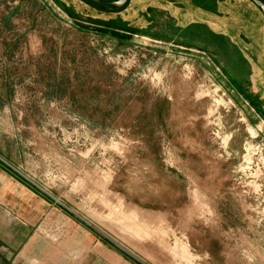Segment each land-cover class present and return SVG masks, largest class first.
<instances>
[{
	"label": "rangeland",
	"instance_id": "1",
	"mask_svg": "<svg viewBox=\"0 0 264 264\" xmlns=\"http://www.w3.org/2000/svg\"><path fill=\"white\" fill-rule=\"evenodd\" d=\"M159 1L0 0L12 264H264V15Z\"/></svg>",
	"mask_w": 264,
	"mask_h": 264
},
{
	"label": "crops",
	"instance_id": "2",
	"mask_svg": "<svg viewBox=\"0 0 264 264\" xmlns=\"http://www.w3.org/2000/svg\"><path fill=\"white\" fill-rule=\"evenodd\" d=\"M132 1L129 6H131ZM201 1L204 0H168V2L160 0L158 4L160 6L171 5V7L173 6L177 9L176 15L172 16V18H176L175 20L179 21L178 24L184 26L185 30H188L194 24L205 28L208 26V19L214 20L217 16L216 10L209 9L205 5L204 7L201 5L204 9L196 6ZM153 5L156 6V3H153ZM11 211V205L5 208L0 207V264H12L17 249L20 246L24 248L30 241V229L26 224L21 225L14 221Z\"/></svg>",
	"mask_w": 264,
	"mask_h": 264
},
{
	"label": "water",
	"instance_id": "3",
	"mask_svg": "<svg viewBox=\"0 0 264 264\" xmlns=\"http://www.w3.org/2000/svg\"><path fill=\"white\" fill-rule=\"evenodd\" d=\"M101 13L116 14L124 11L131 0H78ZM260 8L264 15V0H250Z\"/></svg>",
	"mask_w": 264,
	"mask_h": 264
},
{
	"label": "trees",
	"instance_id": "4",
	"mask_svg": "<svg viewBox=\"0 0 264 264\" xmlns=\"http://www.w3.org/2000/svg\"><path fill=\"white\" fill-rule=\"evenodd\" d=\"M259 8V7H258ZM260 9V8H259Z\"/></svg>",
	"mask_w": 264,
	"mask_h": 264
}]
</instances>
